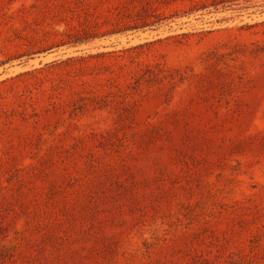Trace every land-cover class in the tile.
I'll return each mask as SVG.
<instances>
[{"label": "rangeland", "instance_id": "obj_1", "mask_svg": "<svg viewBox=\"0 0 264 264\" xmlns=\"http://www.w3.org/2000/svg\"><path fill=\"white\" fill-rule=\"evenodd\" d=\"M0 264H264V0H0Z\"/></svg>", "mask_w": 264, "mask_h": 264}]
</instances>
